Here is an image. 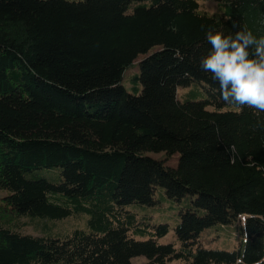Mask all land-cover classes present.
<instances>
[{
	"label": "trees",
	"instance_id": "trees-1",
	"mask_svg": "<svg viewBox=\"0 0 264 264\" xmlns=\"http://www.w3.org/2000/svg\"><path fill=\"white\" fill-rule=\"evenodd\" d=\"M262 22L264 0H0V264L264 262V111L200 68L208 31Z\"/></svg>",
	"mask_w": 264,
	"mask_h": 264
},
{
	"label": "clouds",
	"instance_id": "clouds-1",
	"mask_svg": "<svg viewBox=\"0 0 264 264\" xmlns=\"http://www.w3.org/2000/svg\"><path fill=\"white\" fill-rule=\"evenodd\" d=\"M206 39L211 50L201 58L200 68L219 83L223 101L264 111V36L257 38L251 30L234 36L208 31Z\"/></svg>",
	"mask_w": 264,
	"mask_h": 264
},
{
	"label": "rangeland",
	"instance_id": "rangeland-1",
	"mask_svg": "<svg viewBox=\"0 0 264 264\" xmlns=\"http://www.w3.org/2000/svg\"><path fill=\"white\" fill-rule=\"evenodd\" d=\"M200 9L202 11H206L208 13H216L218 11V7L216 4L206 1L200 2ZM157 50V48L155 49ZM146 56H140L133 65L131 70H128L124 75V85L129 88V80L130 78L138 72L139 63L145 58ZM184 92L182 88L179 89V95ZM150 156L163 160L169 166H175L178 162V157H171L165 153L161 154H151ZM5 193H0V212H7L6 207L3 205L2 197ZM19 223L22 224V231L26 234H33V235H40L42 230L46 227H50L53 233H63L67 230H71L78 226H81L82 219H68L64 221H57L54 223H47L46 221H31L29 219H20ZM48 225V226H47ZM211 229L207 230L201 237L202 242L208 247H218L222 245L221 248L230 249L232 247V243L237 239V235L232 233L230 234H221L220 236L216 235ZM173 231H171L165 238L161 240L162 243H168L173 240ZM133 264H147V260L144 257H137L132 260ZM172 264H179V263H172Z\"/></svg>",
	"mask_w": 264,
	"mask_h": 264
}]
</instances>
